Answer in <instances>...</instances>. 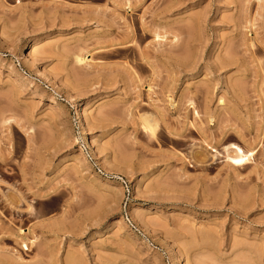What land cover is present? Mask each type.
I'll use <instances>...</instances> for the list:
<instances>
[{
  "label": "rangeland",
  "instance_id": "obj_1",
  "mask_svg": "<svg viewBox=\"0 0 264 264\" xmlns=\"http://www.w3.org/2000/svg\"><path fill=\"white\" fill-rule=\"evenodd\" d=\"M18 260L264 264V0H0V264Z\"/></svg>",
  "mask_w": 264,
  "mask_h": 264
},
{
  "label": "bare ground",
  "instance_id": "obj_2",
  "mask_svg": "<svg viewBox=\"0 0 264 264\" xmlns=\"http://www.w3.org/2000/svg\"><path fill=\"white\" fill-rule=\"evenodd\" d=\"M128 9H131V7H129ZM154 35H155V38H156L157 42H164V40L166 39L165 36H161L157 32ZM177 41H178V39L176 37L175 42H177ZM87 62H88L87 56H79V57H77V63L79 65H84ZM149 88H150V90H152L153 87L149 86ZM220 105H221L222 109L226 108V103H225V101L223 99L220 100ZM193 106H194V104L191 103L188 109L189 110L193 109ZM195 113H196L197 117H200V113H198V112H195ZM207 114H208L210 119H213V118H216L217 111L214 112L211 109H208ZM146 120H148V118H146ZM64 135L66 136V139H68L70 141L78 140L76 131L68 132V133H65ZM226 150H227V153H228L229 162H230L231 166H233V167H240V166L245 165L248 162L249 157H251L253 155L251 153H246L242 148H240V147H238L236 145H231L230 147H227ZM206 160H207V156L204 157L203 161H206ZM118 224H120V222H118ZM18 235L21 238L20 241L22 242L23 248L26 251H28L29 250V246L28 245L30 243L33 244L34 242H32L29 239H27L28 233L26 231H24V230H20L18 232ZM17 262L19 264H23L19 260Z\"/></svg>",
  "mask_w": 264,
  "mask_h": 264
}]
</instances>
